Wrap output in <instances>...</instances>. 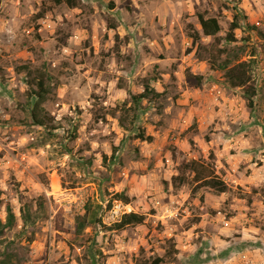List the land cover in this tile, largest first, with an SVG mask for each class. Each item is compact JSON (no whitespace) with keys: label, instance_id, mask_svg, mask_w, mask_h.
<instances>
[{"label":"rangeland","instance_id":"374dc122","mask_svg":"<svg viewBox=\"0 0 264 264\" xmlns=\"http://www.w3.org/2000/svg\"><path fill=\"white\" fill-rule=\"evenodd\" d=\"M70 2L0 0V264H142L170 242L161 264H264V0ZM199 13L248 62L254 109L210 68L212 37L192 43ZM146 83L161 96L134 103ZM190 158L226 190L173 183ZM118 192L144 223L110 228Z\"/></svg>","mask_w":264,"mask_h":264},{"label":"trees","instance_id":"16d2710c","mask_svg":"<svg viewBox=\"0 0 264 264\" xmlns=\"http://www.w3.org/2000/svg\"><path fill=\"white\" fill-rule=\"evenodd\" d=\"M58 3L63 0H56ZM70 2V0H66ZM75 5L73 2H70ZM197 21L200 26V32L194 30L190 37L193 44L200 45L201 37H212L210 45L207 47L208 52V62L210 68L213 70H221L223 73L224 81L231 88H239L242 91L243 97L246 101L247 107L252 110L255 106V97L257 95V87L250 73V67L247 61L238 60L232 61L231 59L225 57L222 59L223 54L226 53V49L220 45V37L217 33L220 31L221 27L216 16H203V14H197ZM239 27V21L237 16L229 24V31L223 37L226 42L234 41L233 30ZM199 79V77H197ZM37 90H34L30 95H35L40 98L45 94L46 90L43 87V78L37 79L35 81ZM161 96L160 92H157L150 83L143 85V91L137 94L131 95L134 103H139L140 100L146 99L148 102H155ZM34 116V114H32ZM34 120L38 124H45L44 120L36 119ZM195 128V124L189 125L183 132L182 136L190 133ZM137 138L142 140L151 141L152 137L150 135H145L143 130L138 132ZM178 173L172 176V182L177 184H182L188 180L186 172L190 173L189 181L198 186H206L211 188L216 192H224L227 188L226 183L217 175L214 164L211 161H206L200 158H190L187 161H183L177 166ZM131 197L122 192L115 194V200H120L123 204H129L131 202ZM7 211V222L10 223L14 218V213L11 207L6 204ZM110 206V204L108 205ZM147 214L144 212L128 211L124 212L120 218L112 223L110 228L121 230L128 226L142 224L146 219ZM75 227L74 232L79 233L80 229L90 222L87 219L86 213L83 215H76L74 217ZM3 225L0 222V227ZM177 253L175 248V243L170 242L168 248H166L164 255H159L157 253H152L147 259L142 260V264H161L166 261V257H173Z\"/></svg>","mask_w":264,"mask_h":264},{"label":"built area","instance_id":"2783aa9c","mask_svg":"<svg viewBox=\"0 0 264 264\" xmlns=\"http://www.w3.org/2000/svg\"><path fill=\"white\" fill-rule=\"evenodd\" d=\"M127 207H129V204H123L120 200H114L108 209L107 219L112 222L117 221L124 212H128L126 211ZM223 225L229 226V221L224 220Z\"/></svg>","mask_w":264,"mask_h":264},{"label":"crops","instance_id":"0c3cea01","mask_svg":"<svg viewBox=\"0 0 264 264\" xmlns=\"http://www.w3.org/2000/svg\"><path fill=\"white\" fill-rule=\"evenodd\" d=\"M203 124H205L206 121H201Z\"/></svg>","mask_w":264,"mask_h":264}]
</instances>
